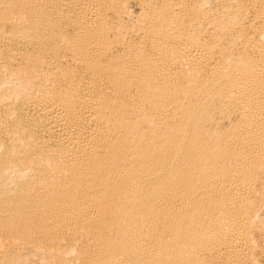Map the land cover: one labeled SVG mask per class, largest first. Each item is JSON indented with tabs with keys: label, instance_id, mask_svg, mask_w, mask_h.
<instances>
[{
	"label": "bare ground",
	"instance_id": "obj_1",
	"mask_svg": "<svg viewBox=\"0 0 264 264\" xmlns=\"http://www.w3.org/2000/svg\"><path fill=\"white\" fill-rule=\"evenodd\" d=\"M152 1L0 0V264H261L264 11Z\"/></svg>",
	"mask_w": 264,
	"mask_h": 264
},
{
	"label": "rangeland",
	"instance_id": "obj_2",
	"mask_svg": "<svg viewBox=\"0 0 264 264\" xmlns=\"http://www.w3.org/2000/svg\"><path fill=\"white\" fill-rule=\"evenodd\" d=\"M124 1V8H122L123 10H125V11H123L122 10V13L121 12H119L120 13V15H119V13L117 12L116 14H115V12H111V14L109 13V21H111V23L113 22V24L114 25H119V26H121V27H123V25H124V27H125V29H123L125 32H124V35L125 34H127L125 37H127V40L129 41H134V40H136L137 39V36L139 35L138 33H136L135 32V30H137L136 28H137V26H138V24L139 25H142L144 22H142L143 21V19L142 18H144V17H146V15L152 10V8L154 7L153 5L156 3V2H158V1H156L155 3H153V1L152 0H123ZM190 1H194V0H190ZM196 2H198V3H200V4H202V5H206L207 6V9L208 10H210L211 11V13L212 14H215V15H218V14H223L224 12H225V9H227V6L229 5L228 3H229V1L228 0H195ZM218 1V2H217ZM144 2H145V4H144ZM150 2H151V4H150ZM244 2L248 5V7H249V11H247V13H246V15H245V21L246 22H243V25L242 26H250V24H251V22H253L254 20H255V14H257L258 12H260L262 9H263V11H264V1L263 0H244ZM126 3V4H125ZM209 3V4H208ZM211 3V4H210ZM122 5H123V3H122ZM144 5V6H143ZM206 6H204V7H206ZM256 6V7H255ZM126 8V9H125ZM149 8H150V10H149ZM212 8V9H211ZM255 8H256V10H255ZM145 10V13H144V10ZM146 11H149V12H146ZM130 13V14H129ZM142 13H143V15H142ZM249 13V14H248ZM141 14V15H140ZM145 14V15H144ZM142 16H144V17H142ZM14 18H16V20H18V21H14L15 19ZM14 18L12 19V24L11 25H15L14 23H18V22H20V20L16 17V16H14ZM138 19H141V20H138ZM249 20H251V21H249ZM253 20V21H252ZM121 21V22H120ZM21 22L23 23V24H25L22 20H21ZM21 22L20 23H18V24H20V25H22L21 24ZM141 23V24H140ZM207 23H208V21H207ZM207 23H205V24H203L204 26H202V29L203 28H205L206 30H202L203 32H202V38L204 39H202V41L203 42H207L208 41V44H209V42H214L215 44H213V45H211L210 44V47H211V50H213V52L215 53V54H217V55H215V57L217 58H219L218 60H220L221 58H223L224 56L223 55H225L226 54V52L224 53V52H222V50H223V47H225V48H227V50H229V51H227V53H231V51L232 52H238L239 50H240V47H243L244 45H245V43L248 41L247 39H249V37L250 38H252L254 35L253 34H255L252 30H250V29H246V32H241V34L239 33V34H235V33H233L231 30H229L228 32H226V31H224V32H218L217 33V31L215 30V31H213L214 29H213V24H207ZM248 23V24H247ZM123 27V28H124ZM133 27V28H132ZM136 27V28H135ZM135 28V30L133 31V29ZM130 29H131V31H130ZM127 31V32H126ZM249 33H248V32ZM134 32H135V34L137 35H135L134 34ZM213 32V33H212ZM226 32V33H225ZM225 33V34H224ZM246 33V34H245ZM248 33V34H247ZM253 33V34H252ZM218 34H220V35H218ZM243 34V35H242ZM219 36V38H217L218 36ZM225 38H224V37ZM249 36V37H248ZM215 37V38H214ZM234 37V38H233ZM245 37V38H244ZM132 38H134V39H132ZM138 38H140L139 36H138ZM240 38V39H239ZM211 40V41H210ZM222 40V41H221ZM227 40V41H226ZM235 40V41H234ZM247 40V41H246ZM226 41V42H225ZM232 41H233V43H232ZM243 41V42H242ZM245 41V42H244ZM231 43V44H230ZM241 43H243V44H241ZM118 45H120V44H118ZM117 45V46H118ZM216 45V46H215ZM226 45H227V47H226ZM123 46V45H122ZM122 46H118V47H116L117 48V50L118 49H121L122 48ZM237 46V47H236ZM235 48V49H234ZM233 49V50H232ZM237 49H239L238 51H237ZM116 49H115V52L117 51ZM218 50V51H217ZM235 50V51H234ZM217 52V53H216ZM220 53V54H219ZM221 53H223V54H221ZM1 54V53H0ZM219 54V55H218ZM4 58H2V56L0 55V65L4 62V60H3ZM3 60V61H2ZM2 70V69H1ZM4 72V71H3ZM1 88H0V95H1V93H2V95L0 96V101H1V103H2V108L3 109H11V108H13V110L16 112V110L17 111H19L20 109V103L17 101V95L18 94H14L15 96H9V94L5 91V90H3V92H1V89H3V88H5V87H2V86H0ZM5 92V93H4ZM5 95H4V94ZM2 97H5V98H2ZM10 99H9V98ZM16 98V99H15ZM9 99V100H8ZM17 101V102H16ZM5 105V106H4ZM18 105V106H17ZM7 106V107H6ZM6 107V108H5ZM11 107V108H10ZM12 110V109H11ZM11 113H14V112H11ZM228 118V116H225V118L222 120L223 121V124H227V122L229 123L231 120H233L235 117L232 115V117L228 120L227 119ZM225 119H227L226 121H225ZM261 211V212H260ZM260 213H259V219H257V220H259L258 222L260 223H258V222H256V225L259 227V228H261L262 230V233L264 232V209L262 208V210L260 209ZM263 221V222H262ZM260 230V229H259ZM260 238V239H259ZM257 239H258V241H259V243H261L260 245H259V247H261L262 248V246H263V244H264V238L262 237L261 238V235L259 234L258 235V237H257ZM40 245V248H46L45 247V245L43 244V245H41V243H39L38 244V246ZM24 254H26V252L24 251ZM258 255H260V257L262 258V262H261V264H264V256H262L263 255V253H262V251L260 250V249H258Z\"/></svg>",
	"mask_w": 264,
	"mask_h": 264
}]
</instances>
